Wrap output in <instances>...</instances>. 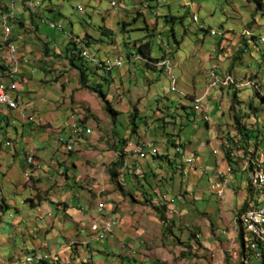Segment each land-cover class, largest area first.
<instances>
[{"label":"rangeland","instance_id":"rangeland-1","mask_svg":"<svg viewBox=\"0 0 264 264\" xmlns=\"http://www.w3.org/2000/svg\"><path fill=\"white\" fill-rule=\"evenodd\" d=\"M15 1V5H13L12 0H3L9 7H13L17 18L22 17L27 23L29 31L25 32V34L32 35L31 37L28 36V38L33 41L36 40L33 49L36 52L40 48L43 49L45 51L44 57H50L51 59V63L48 61L43 68H37L28 84L23 86L22 96L24 102L36 104L41 109L39 112L42 118L45 117L46 121L51 123L53 129L62 126L72 113L73 116L71 117L80 115L83 121L79 120V122L89 124L96 135L95 140L87 142L85 147L75 143L74 152L69 155L61 151L63 143H61L60 139L63 138L67 142L70 130L67 129L66 133L63 132L59 139L52 133L50 139L44 142V160L49 165L54 159L65 160L67 158L87 172L100 173L104 171L107 175L104 186L108 187L110 185L109 189H113L111 187L113 185L115 189L100 192L99 197L105 199L104 197L114 194L113 192L120 193L123 191L109 177L110 168L118 160V158L114 160V157H112L115 154L113 148L116 139L120 142L122 138L131 137L130 141L135 145L139 141L147 139L155 142L154 146L152 145L153 147H160L166 153L167 137L170 134L172 135L176 128V135L179 134V136L174 135L173 138L177 142L187 143V141H193L197 149L204 142L207 145V151L203 154H207L210 149L218 148L217 140L213 136V132H215L213 129L218 128V130L225 131L235 129L237 134L227 137L230 146H232L231 149L234 148L233 151H237L239 156H245V158L250 155L260 156L261 153L264 154V100L256 94L254 87L250 85V87L239 89L240 91L238 90L237 92V103L233 102L234 89H227L226 92L222 91V94H216L214 91L217 90H213L210 97L202 101V111L208 113L212 130L207 129L203 113L193 109L196 104L192 101L194 99L193 96L202 97L206 91L207 81L209 80L208 75L214 66L211 65V67L208 62L209 55L219 44L224 47L223 49L232 50L224 62L228 65L227 71L233 72L235 78L241 80L246 73H249L250 77H252L251 75H257L260 81L264 79V48L262 44L253 43L252 41L254 36L264 37V7L257 11L255 3L248 2V0L47 1L46 3H51L54 11L57 12L58 15L56 16L54 13L44 11L41 6L36 15L35 8L31 7L27 0ZM140 1L149 4V7L145 8ZM112 2L117 3L119 10L111 6ZM157 3L158 5L153 8L152 5ZM78 6H82L83 10H79ZM156 12L158 14V25H156V21H150L152 14H156ZM31 13L33 17H31ZM140 13L143 15H139ZM194 15L198 16L207 30L215 29L223 36H210V34L201 30L192 20ZM166 16H173L176 19L166 18ZM144 18L147 19V23ZM53 22L57 24V28L51 27L50 24ZM147 24H151L154 30L148 31L146 29ZM2 26L3 23L0 20L1 40L4 31V26ZM15 27L17 32H24V29L19 26ZM105 29L112 30L113 34L111 36L106 34ZM247 31L254 36L246 38L249 39L247 41L250 43L246 47L244 43ZM174 34L177 40L174 39ZM71 35H73L74 40L88 35L90 37V45L87 49L99 63L100 61L105 62L108 58H123L122 66L115 68L111 73L106 72L102 68L96 70V67L90 63L88 65L89 71H91L88 73V85L96 86L99 83L103 85L102 90L110 96V98L108 96V100L110 99L109 101L112 103L113 108L118 112L115 120L106 112L104 102L98 93L80 87L79 71L62 57L63 52L65 53L66 48L72 41ZM154 35L157 36L155 37ZM112 41L116 42V48L112 45ZM133 42H150L153 58H160L159 61L169 59L171 66L175 64L174 74L178 79L176 83L177 91H172V84L170 86V81L166 75H159L156 72H144V69L140 66L141 62H139L134 71H131L126 58L129 48L125 46V43L132 44ZM44 43H47V46H44ZM160 44L163 45L165 50L160 48ZM242 49H245V52L241 54V60H238L237 56ZM165 51L167 55H165ZM168 56L171 57L168 58ZM60 71H63L64 74L69 73L70 78L65 79L64 74L58 73ZM147 79L154 80L151 86L148 85ZM63 85L67 87L66 90H64L65 86ZM262 89L263 91L260 95L264 96V86ZM189 96H192V100L188 98ZM72 98H74L75 104L70 102ZM183 107H186V109L183 110ZM135 110H137V116L139 117L137 119L139 132L132 137L130 132L131 115ZM177 112L181 114L182 118L174 125L172 123L175 122L177 117H180ZM236 116L240 120L242 129L246 127L259 132L256 134L260 135L262 141L258 148L256 147L255 138L250 139V144L244 143L247 147L243 148L242 137L244 133L240 132L235 126L237 123ZM146 122L149 123V126L145 125ZM182 124L184 125L183 127ZM41 134V131L34 130L31 135L32 140L34 142L38 141ZM6 137V134L0 132V143L2 144L0 162L3 165L9 162L12 163L11 156H5V153L14 151L13 147L5 148ZM11 137L16 140L15 137ZM91 138L89 137V139ZM18 141L17 138V143ZM239 145L240 147H238ZM222 150L223 154L220 155V163L221 168H224L227 166V163H222L225 159L226 148L224 147ZM246 151L248 155H245ZM62 153L67 154V156ZM201 153L200 151L199 154ZM19 158L20 160L24 159V154L21 150ZM95 160L102 162L104 164L102 167H105V169H101L100 165H93ZM16 162L19 165V160ZM156 162L161 164L165 170H168L169 166L164 161L156 160ZM180 164L181 162H179V166ZM185 168L183 169L184 171ZM184 171H182L183 174ZM74 173L77 180L83 178L80 169L75 170ZM24 180L26 179L18 173L17 177L14 178L17 187L23 186ZM180 180V177L176 178V182H180ZM243 180L246 184H249V175L243 177ZM31 181L29 180L27 183H31ZM72 182L74 191H79V188L74 185L76 182L74 180ZM89 182L91 181H89V176L87 175L85 179L86 186H88ZM161 182L164 184L163 180ZM165 182L169 184H164L165 186L172 187L168 196H171V198L178 197L179 194L175 191L178 186ZM80 185H82L81 181L78 183V186ZM196 188L193 193L200 195L202 197L201 200H185L176 204L168 202L169 211L167 213L176 225V234L173 237L171 235L163 236V226L160 222H156V225H153L154 222L151 221L150 235L154 239L150 241L154 244L151 246L152 252L149 257L151 259L149 264H154L156 260L163 264H221L216 261L217 258L211 256L213 252L223 260V264L239 263V237L237 236L236 238L235 246V244L231 243L232 240H228V242L227 240H222V235H217V230L218 227L222 230L225 226L228 230L234 227L238 228L236 214L239 207L247 200V197L249 196L250 198L249 188L243 187V190H238L237 188L240 189L241 186L232 184L225 198L219 199L220 196L217 197L211 185H209L207 176L200 180L199 188ZM85 190L87 196L91 200H96L97 203V193L88 188ZM29 192V190H22L17 195L8 193V196L16 200L17 208L34 217L36 214L35 210L31 209L28 204L23 206L19 204L20 200H24L30 195ZM167 194L163 190L158 192V196L165 201ZM257 198L258 195L255 194V199ZM118 206L116 208L119 209ZM10 213L15 218L19 215L16 213L15 207H12ZM153 214L156 215L151 212L152 216L150 217H154ZM6 228L5 226L3 229ZM194 232L199 237L194 239L195 243L193 244L195 246L189 247L187 244L190 245L192 243L190 241L194 238ZM231 232L233 233L234 231ZM14 237L13 239L17 241V234ZM174 237L179 238V240ZM86 238L91 239L88 236ZM246 239L248 248H250L251 240L248 236ZM114 240H116L115 237L109 238V241L92 240L93 248L103 255L106 264H120V262L122 263V261L128 259L125 258V255L120 258L123 251L117 247V243ZM110 241L116 248L114 255L108 251ZM252 242H254V239ZM8 246L10 245L0 246V255L5 254L4 247ZM13 250H15V247H13ZM182 251L185 252V255L182 254ZM132 254L137 257L135 258V264H146L138 257V251L130 255ZM125 263L127 264V262ZM86 264L89 263L87 262Z\"/></svg>","mask_w":264,"mask_h":264},{"label":"crops","instance_id":"crops-1","mask_svg":"<svg viewBox=\"0 0 264 264\" xmlns=\"http://www.w3.org/2000/svg\"><path fill=\"white\" fill-rule=\"evenodd\" d=\"M27 1L29 5H31V2H40L41 8H44V11L54 13L56 16L58 15L57 12L54 11V8L52 7L51 3H46L47 1L50 2L51 0ZM15 2V0H12L13 5H15ZM140 3L145 8H148V4L142 1H140ZM157 5L158 3L153 4L152 6L154 8ZM11 9H13V7H9L3 2V0H0V20L1 14L9 12ZM35 14L37 15L38 13L35 11ZM139 15L143 14L140 13ZM31 17H33L32 13ZM157 18L158 14L156 12V14H152L150 21H156V25H158ZM145 21L146 23L148 22L147 19H145ZM9 25L11 27V34L8 37V40L15 44L10 46L16 47L17 54L13 55L10 50V55L6 44L7 36L5 35L4 30L2 33V40L0 39V69L2 72L0 74V77L2 78L4 85L5 81L8 84L13 80H16L19 83L18 89L15 91V100L19 105V111L24 113L26 118H21L20 114L17 111L9 110L6 107H0V132L7 135L5 148H14L13 152L5 153V156H11L12 163L9 162L3 165L0 162V204L7 206L5 210H0V246L10 245L6 248L4 247L5 254L0 255V264H24L25 258L34 255L33 253L35 252V254L46 253L54 256L56 258L54 262L57 261V264H86L87 262L89 264H106L105 260L103 259V255L98 253L92 246V240H103V233H101V229H92V225H99L100 223H102V220H114L117 222V225L113 229L112 236L109 238L115 237L116 240H114V242L117 243V247H119V249L123 251L120 255V258H123L121 257L122 255H125L126 257H124L128 258L125 261L121 260L122 263L120 262V264H126L125 262H127V264H135V258L137 257L132 254L135 257L134 258L132 255H130L135 251H138V257L142 261H144L146 264H149V261L151 260L149 257L152 252L151 246L154 244H152V242L150 241L154 239L150 235V228L152 227L151 221L154 222L153 225H156L155 223L160 222V220L152 204L148 203L147 199L152 198L153 195V202L157 206L167 204L166 208L168 212V201H165L158 196V192H162L163 190L164 192L168 193L165 199L167 200L171 198V196L168 195H170L169 191H171L170 189L172 187L170 188L169 186H165V181L169 182L173 186H178V189L175 190L179 194L178 197L171 198L174 200V204H176L177 202L182 203L185 200H201L202 197L200 195L194 194L193 191L195 190V187L199 188V182L204 176L208 177L209 185H211V188L216 193L217 197L220 196L219 199L225 198L232 184H235V186L239 184V187L241 186V188H237L238 190H243V187H246L247 189L249 188L250 192L251 167L247 165V162L245 161L246 159L240 161V163H238L236 168L233 170V173L230 177V182L222 190V193H218L217 190L214 188V183L217 179V170L224 169L221 168L222 166L220 163V155L223 154L222 149L224 146V139H227L228 136L232 137L234 134H237L235 133V129L230 131L218 130V128L213 129L215 131L213 132V136L217 140L218 148H215L213 150L210 149L209 153L203 154L207 151V145H205L204 142H202L198 146V149L195 148V144H193V141H187V143L177 142L173 138V136L177 133V130L175 128L173 134H170L167 137L168 147H165L166 153L163 152L162 148H156L160 150V154H165V157L171 159V162L161 160L169 166L168 170H165L161 166V164H158L156 162V160L159 159L151 158L152 156H154L151 155V147H146L147 149L144 148L143 152L137 154L136 156L132 151V145L135 144H132L130 141L126 147H121V143L118 141V139H116L113 148L115 154L112 157H114V160H117V158L119 159L120 156L123 157L124 166L119 171V182L122 185L121 189L123 191L120 193H115L112 191L114 194L104 197L105 199L99 197L100 192H103L105 190H114L115 186L113 187V185H111L113 189H109L110 185L108 187L104 186L105 179L107 178V175L104 173V171L100 173L87 172L85 171V169L83 170L81 166H78L67 158L65 160L54 159L52 163L47 165L46 161L44 160L43 153V150H45L44 142L50 139L52 133H54L58 139L60 136H62L61 134H63V132L66 133L65 131L67 129L64 128V124L67 121L73 120L79 123L81 127L89 128L92 130V133L90 135H83L79 137L76 136L74 133V129L76 128V126H69V140L65 142L63 138L60 139L61 143H65V148L62 145V149L60 148L61 151L68 153L69 155L74 152L75 143L85 147V144L87 142L94 141L96 138L95 131L89 124L79 122V120L83 121V118L80 115H75L74 117H71L73 116L72 113L70 116L67 117L66 121L63 123L62 126L58 127L57 129H53L51 123L49 121H46L45 117L42 118V115L39 112L41 109L36 106V104H34L33 102H24L22 96L23 86L28 84L29 80L32 78V74L37 68H43L44 65H47L46 62L48 61L51 63V59L50 57H44L45 51L43 49L40 48L39 50H37V52L33 49V46L36 44V40L33 41L32 39H29L28 36L31 37L32 35L25 34V32L29 31V27H27V23L23 20L22 17L17 18L15 11L14 19L9 23ZM15 26H19L20 28L24 29V32H17ZM146 27L148 31L154 30L151 24H147ZM154 36L156 37L157 35ZM71 37L72 41H75L73 35H71ZM173 37L177 40L175 34L173 35ZM246 38L247 37H245L246 41L249 40ZM257 38L260 37H256V39ZM252 41L253 43H259V40ZM111 43L114 48H116V42L112 41ZM133 43H125V46L129 48V53L126 54V58L128 59L129 68L131 69V71H134V69H136V66L139 65V62H141L140 66L144 69V72H156L159 75H166L170 81V86L171 84L173 85L174 82L177 83L178 79L174 74L175 64H173L172 66L173 73L171 76H169L167 72L165 73V70L163 68H158L155 66L153 68L150 66H146L144 65V62L136 52V44ZM45 45L47 46V43H44V46ZM223 48L224 47L219 44L217 48H215L212 53H210L208 62L210 63V66L214 65L213 67L211 66L212 69L210 71L215 70L218 73L221 72L233 74V72L227 71L228 65H226L224 62V60L228 58L232 50ZM65 55L66 54L63 52L62 57L70 63V61L67 59V57H65ZM170 57L171 56H168V58ZM117 58L123 60L122 57ZM15 59H18L20 63L19 72L17 74L15 73L13 75H10L11 70L15 66ZM26 59L29 63L24 62V60ZM8 70L10 77H14V79H10L7 76ZM50 70L52 71V69ZM58 73H61L62 75L64 74L63 71H60ZM64 75L65 79L70 78L69 73H65ZM251 76L253 77H250V74L246 73L243 76V79H259L257 75ZM208 77L210 80V72ZM147 80L148 85L151 86L154 80ZM209 80H206L207 83H209ZM207 87L205 89L206 91ZM66 88L67 87L65 86L64 90H66ZM222 91L226 92L227 89H219L214 92H216V94H222ZM205 93L203 95H205ZM212 93L213 92L209 93V97ZM191 97L189 96L188 98L192 100ZM193 97L195 98V96ZM70 102L75 104L74 98H72V101ZM185 109L186 107H183V110ZM203 113L208 116L207 112ZM178 115L180 117H177V119H175V122L172 124L175 125L178 120L182 118L180 113H178ZM209 119L210 118H208L207 121H204L206 122L207 129L212 130L209 123ZM145 125L149 126V123H145ZM183 126L184 125L182 124V127ZM195 128H197V126H195ZM34 130L42 132L40 139L36 142H34L31 138V135L33 134ZM11 136L15 137L16 140H14ZM176 136H179V134ZM89 137L92 138L89 139ZM17 138L19 140L18 143ZM8 143L11 144L8 145ZM138 143H146L154 146L155 142L145 139L139 141ZM178 147L182 149V153L176 152ZM1 148L2 144L0 143V151ZM123 148L124 150L122 153L121 150ZM20 150L24 154L23 160H20L19 158ZM200 151L202 152L201 154H199ZM65 153L62 154L67 156V154ZM30 156H32L34 166L26 164V158ZM183 157H191L193 158V160H195L194 166L190 169V174L188 175H185L182 172L185 167ZM17 160H19V165H17ZM179 162H181L180 166ZM224 162L227 163L225 159L222 161V163ZM95 164L100 165L101 169H105V167H102V165L104 166L102 162L95 160L93 162V165ZM139 166H142L143 170L141 173H139L140 180L138 181V179H136L133 174L136 173V169ZM78 169L82 171L83 178L81 180H77L76 175L74 173V171ZM26 170L28 173H30L29 180H32L31 183H27L28 181L24 180L23 186L17 187L14 178L17 177V173L19 175H22L23 178H25L24 173ZM87 175L89 176V181H91L88 183V186H86L85 183ZM246 175H249V184H246L243 180V177H245ZM177 177H180V182H176ZM73 180L76 182L74 185L79 188V191H74V187L72 186ZM162 180L164 181V184H162ZM79 181L82 182V185L80 186H78ZM86 188L92 190L94 193H97V203L96 200H91V198L87 196V192L85 190ZM22 190H29L30 195L26 199L20 200L19 204L21 206L28 204L31 209L35 210L36 214L34 215V217L30 214L24 213L20 208H17L16 200L8 196V193H14L17 195ZM250 195L251 196L248 205L252 204V201L257 202V200L260 198L258 195V198L255 199V194L252 192V190ZM248 198L249 196L247 197V199ZM101 199H103V201H101ZM244 203L239 207V210L244 205ZM117 205H119V209L116 208ZM12 207H15L16 213L19 214L16 218L13 214L10 213ZM98 208H100L103 215L98 212ZM151 212H154L156 215L153 214L154 217H150L152 216ZM160 224L162 225L161 222ZM5 226L7 228L3 229ZM239 227V224L238 228L234 227L230 230H228L226 226L222 230H220L218 227L217 235H222L221 239L227 240V242L228 240H232L231 243L235 244L236 246L235 241L238 236ZM175 229L176 228L173 229V236L174 234H176ZM231 231L234 232L232 233ZM16 234L17 241L16 239H13L14 235ZM87 236L91 239H87ZM163 236L165 235L163 234ZM19 237L21 238L19 239ZM109 238L103 241H109ZM111 242L112 241L109 242L108 251L109 253L114 255L116 252V248ZM191 242L192 243H190V245L195 243L194 240ZM245 243V254L252 255V246L248 248V241L246 239V236ZM12 245L13 247H15V250H13V247H11ZM192 246L195 245L193 244ZM211 256H214V258H217V262L223 264V260L219 258L216 253L213 252ZM154 264L163 263L156 260Z\"/></svg>","mask_w":264,"mask_h":264},{"label":"trees","instance_id":"trees-1","mask_svg":"<svg viewBox=\"0 0 264 264\" xmlns=\"http://www.w3.org/2000/svg\"><path fill=\"white\" fill-rule=\"evenodd\" d=\"M248 2H253L255 3L256 5V9L257 11L258 10H261L263 7H264V3H263V0H248ZM148 7H149V4H148ZM150 8H152L150 6ZM170 16H166V18H168ZM170 18H172L173 20H175L176 18L171 16ZM106 30V29H105ZM201 30H204L205 32H208L207 29H201ZM106 34H109L110 36L113 34V31L112 30H106L105 31ZM90 37H88V35H86L84 38H80V39H77L75 41H72L68 47L66 48L65 50V57H67V59L70 61L71 65L74 66L80 73V85H81V88H84V89H88V90H91L93 92H96L98 93V95L102 98L103 102H104V108L106 110L107 113H109L113 120H115V116L118 114V112L113 108V105L112 103L108 100V95L106 93H104V91L102 90V87L103 85L102 84H98L96 86H90L88 85L89 83V76H88V73L91 72L89 71V62L84 59L82 56H81V52L83 50V48H85V45H86V48H88V46L90 45V40H89ZM256 37H253L252 40H255ZM259 38L256 39V41H258ZM10 43V40L6 41V44H9ZM135 48H136V52L137 54L140 56V58L142 59V61L144 62V65L146 66H150V67H153L154 66L152 64H155V63H158L160 62L159 60L160 59H154L152 57V47H151V43L150 42H135ZM245 46L247 47L249 45L248 42L245 41ZM72 47H71V46ZM160 48L162 50H165L163 45L160 44ZM245 52V49H242L239 51V55L237 56V59L238 60H241L242 58V53ZM165 55H167V52L165 51ZM86 60V61H85ZM79 62V64H77ZM96 70L97 69H100V68H95ZM253 77V76H252ZM225 89H228V90H232V88H225ZM222 90V89H221ZM235 91L233 93V102H238V96H237V92L238 90H233ZM256 94L262 99L264 100V96H261L260 93L256 90ZM193 101V100H192ZM194 109V108H193ZM139 117L137 116V110H135V112L131 115V136L133 137V135H136L138 133V128H139V124L137 122V119ZM236 120H237V123L235 126H237L238 130H240V132L244 133L242 139V145H243V148H246L247 146L244 144H250V139L251 138H255L256 139V147L258 148L260 145H261V139H260V135L256 134V133H259L258 131H254V130H251V129H247L246 127L242 129L241 127V124H240V120L239 118L236 116ZM147 123V122H146ZM130 138H122L120 140V145L121 147H126L130 141ZM144 143H138L136 145H143ZM146 144V143H145ZM151 145V144H150ZM240 146V145H239ZM153 147V146H151ZM232 147H230V149H226L225 151V161L230 165V167L234 170L236 168V166L238 165V163L240 162V160H245L246 158L243 156H238L237 158H233L231 155H230V150H234L231 149ZM123 150L124 148L121 150V152L123 153ZM246 150V149H245ZM245 155H248V152L246 151ZM241 157L243 159H241ZM153 159H159V160H166L167 162H171L170 158L168 157H165L164 155H161V154H158V155H154L152 156ZM232 158V159H231ZM245 158V159H244ZM124 166V161H123V157L120 156V158L113 163L112 167L110 168L109 170V176H110V179L111 181L117 185L118 187H122L121 183L119 182V171L120 169H122ZM186 167V166H185ZM174 174V173H173ZM133 176L138 179V181L140 180V176L138 175H135L133 174ZM250 193H251V189H250ZM145 194V193H143ZM249 199H247V201L244 203V205L241 207V209L239 210V212L237 213V216L236 218H240L241 214L243 212H245V210L247 209V206L249 204ZM154 197L152 195V198L150 199H147V202L152 204L153 208L155 209L157 215H158V218L160 220V222L162 223V226H163V234L166 236L168 235H171L173 236V229L175 228V222L172 220V219H169L168 218V213H167V208H166V205H161V206H157L154 202ZM31 201V200H30ZM5 208H7L6 205H3V204H0V210H5ZM195 233V232H194ZM198 235V234H197ZM195 233L194 235V238L192 239V241L198 237ZM238 237H239V263L238 264H249L245 261L246 259V254H245V236H244V232H243V229L242 227H239L238 229ZM176 238V237H175ZM179 240V238H176ZM191 242V241H190ZM184 246V245H183ZM187 246H192V245H188ZM186 247V245H185ZM36 253V252H35ZM33 253V254H35ZM182 254L185 255V252L182 251ZM135 258V257H134ZM43 264H57V261L54 262L52 260H47V261H44L42 262ZM40 263V264H42Z\"/></svg>","mask_w":264,"mask_h":264},{"label":"bare ground","instance_id":"bare-ground-1","mask_svg":"<svg viewBox=\"0 0 264 264\" xmlns=\"http://www.w3.org/2000/svg\"><path fill=\"white\" fill-rule=\"evenodd\" d=\"M61 27H60V29H61ZM245 34H246L247 38L253 37L252 33L248 32V31ZM221 35H223V34H221ZM259 43L262 44V46L264 48V41H262L260 38H259ZM10 50H11V53L13 55L17 54L16 47L10 46ZM83 51H88V49L86 48V45H85V48H83ZM81 56L84 59H86L89 63L94 65L96 68L97 67L98 68H102L106 72H112L115 68L120 67L122 65V63H123V60L120 59V58L110 59L109 63H105V62H101V61L99 63L98 61H95V58H87V57L83 56L82 52H81ZM169 61H170L169 59H164V60H162V61H160L158 63L152 64V65L155 66V67L164 69V68H167ZM17 62H19V60L15 59V66L11 70L10 75L18 73ZM172 70L173 69H167V73H168L169 76L172 75V73H173ZM223 74H224L223 76H218V72L217 71H215V70L210 71V80H209L207 91H206L205 95H203L202 97H195L193 99V101L196 104L195 107H194L195 111H199V112L203 113V111H202V108H203L202 107V105H203L202 101L205 98L209 97V93H211L213 90H219L220 87H227V88H232L234 90H239V89H242V88H247L248 86L250 87V85H251L259 93H261L263 91L262 88L264 86V79L261 80V81L258 80V79H255V78L254 79L253 78L252 79L246 78V79H241V80L234 79V83L231 84V75L232 74H229V73H223ZM2 86H4V83L2 81V78L0 77V87H2ZM172 90L173 91H177L175 82L172 85ZM14 105H18L17 101L15 100V97H14ZM18 109H19V105H18ZM203 118H204L205 121H207L209 117L203 113ZM74 133H75L76 136L80 137V136H83V135H90L92 133V130L89 129V128L78 126L77 128L74 129ZM238 147H240V146H238ZM144 148L147 149L146 147H143L141 152H143ZM177 153H182V149L181 148H177ZM151 155H154V150H151ZM232 156H233V158H237L239 156V154H238L237 151L235 152V151L232 150ZM242 157H241V159H243ZM249 160H250V162L252 164H249ZM245 161L247 162V165H249L251 167V172H250V187H251V190H252V192L254 194H257L260 197L257 200V202L254 201V203H261L262 202V198H264V184H261V172L260 171H253V165H261L262 161L264 162V154H262V156L261 155L260 156H258V155L257 156L256 155L255 156L254 155H250L249 157L247 156ZM183 162L186 163V167H189V169L193 168V166H194V160L191 157H183ZM30 165L34 166V161L33 160H31ZM142 170H143L142 166H139L136 169V173H141ZM232 173H233V169L230 167L229 164H227V166L224 167V169L217 170L216 176L218 175V177H217V179H216V181L214 183V188L217 190L218 193H222V190L229 184L230 177H231ZM184 174L185 175L188 174V168H185ZM251 178L253 180H251ZM248 206H247V209H252V204H250ZM259 211H264V204H259ZM237 222H238V224H240V218H237ZM253 239H254V242H252V245H251L252 246L251 253H253V248L254 249H262V246L264 247V233L257 234V238H253ZM47 260L55 261L56 258L54 256L46 254V253H37V254L31 255L29 257H26L25 258V263H27V264H40V263H42L44 261H47ZM260 264H264V251H262L261 254H260Z\"/></svg>","mask_w":264,"mask_h":264},{"label":"built area","instance_id":"built-area-1","mask_svg":"<svg viewBox=\"0 0 264 264\" xmlns=\"http://www.w3.org/2000/svg\"><path fill=\"white\" fill-rule=\"evenodd\" d=\"M40 6H41L40 2H37V3L31 2V7L35 8V11L37 13H38V9ZM111 6L114 7L116 10H119L116 2H112ZM78 9L82 11L83 7L78 6ZM13 19H14L13 9H11L7 13L1 14V20H2V23L4 25L5 34L7 36L6 41H8V37L11 34V27H10L9 23ZM192 20L200 27V29H206L204 23H202L199 20L197 15H194L192 17ZM50 25L52 28L58 27L57 24H55V23H51ZM208 33L211 36L221 35L215 29H208ZM260 39L262 41H264V37H260ZM10 45H15V44L12 42L7 44L9 53H10ZM82 53H83V56H85L87 58H95L94 56H92V54L89 51H83L82 50ZM10 55H11V53H10ZM95 61H98V60L95 58ZM24 62L29 63L27 61V59L24 60ZM109 62H110V58L105 60V63H109ZM17 65H18V72H19L20 63L17 62ZM167 69H172L170 61L168 62L167 68H165L166 72H167ZM0 73H2L1 69H0ZM109 73H111V72H109ZM223 75L224 74L221 72L218 73V76H223ZM7 76L10 79H14V77H10L9 70L7 72ZM234 79H237V78H235V76L232 74L231 75V84L234 83ZM18 84L19 83L16 80L11 81L9 84L5 81V85L0 87V107H6L9 110L17 111L20 114L21 118H26L25 114L19 111L18 105H14L15 91L18 89ZM225 88H227V87H220V89H225ZM69 126H76V128H77L78 126H80V124L73 121V120H69L65 123L64 128L69 129ZM235 135L236 134H234L233 136H235ZM10 144L11 143H8V145H10ZM63 146L65 148V143H63ZM151 146L152 145L145 144V143L143 145H132V151L137 156V154H139L141 152L143 147H151ZM224 147L227 150L230 149V147H232V146H230V142L228 139H224L223 148ZM151 148H152V150H154V155L160 154L159 149H156L155 147H151ZM178 148H180V147H178ZM176 152H177V150H176ZM229 152H230V155L232 156V150H230ZM261 156H262V153H261ZM31 160H32V156L27 157L26 158V164L27 165L30 164ZM249 164H252L250 162V160H249ZM185 165H186V163H185ZM186 168H188V174H189L190 169H189V167H186ZM253 171H260L261 172V184H264V162L262 161L261 165H253ZM134 174L139 176V173H134ZM24 176H25L26 181H29L30 173H28L27 170L25 171ZM216 177H218V175ZM251 180H253V179L251 178ZM166 201H168L170 203H174L173 199H167ZM259 204H264V198H262L261 203H254V201H252V209H246L245 212H243L240 216L239 226L242 227L243 232H244V236L249 237V239L251 240V244H252L253 238H257V234L264 233V211H259ZM98 212H100V214L103 215L100 208H98ZM174 212H176V211L174 210ZM116 225H117V222L114 220H112V221L102 220V223H100L99 225H92V229H101V233H103V240H106L112 236L113 229ZM262 251H264L263 246H262V249H254L253 248V254L252 255H246L245 261L249 264H260V254Z\"/></svg>","mask_w":264,"mask_h":264}]
</instances>
